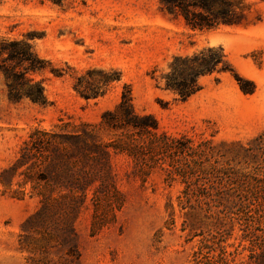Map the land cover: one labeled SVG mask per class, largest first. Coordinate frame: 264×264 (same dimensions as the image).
I'll list each match as a JSON object with an SVG mask.
<instances>
[{
    "label": "rangeland",
    "instance_id": "rangeland-1",
    "mask_svg": "<svg viewBox=\"0 0 264 264\" xmlns=\"http://www.w3.org/2000/svg\"><path fill=\"white\" fill-rule=\"evenodd\" d=\"M247 1L252 5L247 24L194 32L162 12L159 0H0V51L18 42L37 56L42 69L27 76L43 84L48 99L41 105L10 97L5 68L16 66L19 74L24 67L0 55V174L16 161L33 130L51 129L60 117L97 124L130 85L139 113L153 114L171 134L212 140L224 155L219 160L263 177L264 0ZM208 47H222L235 72L202 77L201 90L185 101L163 88L175 56ZM106 75L119 80L103 97L85 100L74 90L78 77ZM113 168L123 207L116 222L95 235L92 207L82 212L74 224L80 259L73 263L60 246L44 254L25 249L32 236L23 226L38 200L30 197V185L21 199L20 177L11 189L0 184V264L250 261L253 242L264 234L263 197L259 210L254 201L246 215L236 208L224 214L222 206L198 205L195 198L187 203L185 185L166 182L161 171L146 180L134 175L124 155L113 158Z\"/></svg>",
    "mask_w": 264,
    "mask_h": 264
},
{
    "label": "trees",
    "instance_id": "trees-1",
    "mask_svg": "<svg viewBox=\"0 0 264 264\" xmlns=\"http://www.w3.org/2000/svg\"><path fill=\"white\" fill-rule=\"evenodd\" d=\"M159 4L162 12L182 19L194 32L245 25L252 10L247 0H159ZM12 45L0 55L7 53L24 71L17 74L16 66L5 68L10 97H26L46 105L43 84L27 76L41 71V61L23 44ZM226 72L235 70L223 48H204L191 55L175 56L170 71L162 77L163 88L185 101L201 90L202 77ZM116 80L111 75L81 76L73 87L90 100L103 97ZM118 155L131 160L134 175L141 179L161 171L166 182L185 185L187 203L195 198L198 205L222 206L220 213H234L236 208L237 214L246 215L250 204L257 202L255 210H259L260 198L264 199V175L235 171L228 162L218 159L224 155L212 140L196 141L187 134L169 133L156 116L136 110L132 88L124 85L119 103L114 110H106L99 123L77 124L60 117L51 129L36 128L16 161L1 172L0 184L5 189H11L14 179L20 177L17 193L21 199L30 185V197L38 200L36 211L23 226L26 236H32L25 246L27 251L44 254L60 246L73 263L80 259L74 224L82 212L92 207L93 235L116 222L117 212L123 207L113 168V158ZM249 258L247 264H264V234L259 242H253Z\"/></svg>",
    "mask_w": 264,
    "mask_h": 264
}]
</instances>
